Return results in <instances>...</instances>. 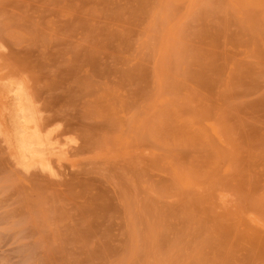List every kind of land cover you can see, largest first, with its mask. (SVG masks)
<instances>
[{"label":"rangeland","instance_id":"obj_1","mask_svg":"<svg viewBox=\"0 0 264 264\" xmlns=\"http://www.w3.org/2000/svg\"><path fill=\"white\" fill-rule=\"evenodd\" d=\"M0 264H264V0H0Z\"/></svg>","mask_w":264,"mask_h":264},{"label":"bare ground","instance_id":"obj_2","mask_svg":"<svg viewBox=\"0 0 264 264\" xmlns=\"http://www.w3.org/2000/svg\"><path fill=\"white\" fill-rule=\"evenodd\" d=\"M88 26H89V25H88ZM89 30H90V29H89ZM90 32H91V30H90ZM71 65H73V64H71ZM73 66H74V65H73ZM67 67H68V66H67ZM69 67H71V66H69ZM71 68H72V67H71ZM75 69H76V68H75ZM71 71H72V70H71ZM137 74H138V73H137ZM138 75H139V74H138ZM132 76H133V75H132ZM140 76H141V75H140ZM87 86H88V85H87ZM87 86H86V87H87ZM140 88H141V87H140ZM141 90H142V89H141ZM141 93H142V92H141ZM143 93H144V92H143ZM145 93H146V92H145ZM18 143L20 144L19 140H18ZM254 236H255V235H254ZM256 237H257V236H256ZM250 239H251V238H250ZM260 240H261V239H260ZM253 241H254V240H253ZM258 242H259V241H258ZM258 242H257V243H258ZM261 245H262V244H261Z\"/></svg>","mask_w":264,"mask_h":264}]
</instances>
